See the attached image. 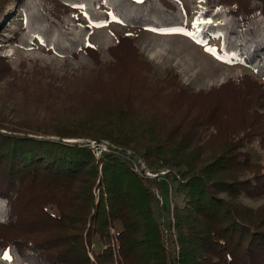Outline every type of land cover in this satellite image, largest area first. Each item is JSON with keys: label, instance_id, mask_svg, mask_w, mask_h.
<instances>
[{"label": "trees", "instance_id": "1", "mask_svg": "<svg viewBox=\"0 0 264 264\" xmlns=\"http://www.w3.org/2000/svg\"><path fill=\"white\" fill-rule=\"evenodd\" d=\"M204 1L199 34L253 73L195 90L129 35L106 62L88 43L113 16L183 27L179 0H0V35L22 13L18 45L96 62L23 75L0 55V264H264V204L242 200L264 194V0Z\"/></svg>", "mask_w": 264, "mask_h": 264}, {"label": "rangeland", "instance_id": "2", "mask_svg": "<svg viewBox=\"0 0 264 264\" xmlns=\"http://www.w3.org/2000/svg\"><path fill=\"white\" fill-rule=\"evenodd\" d=\"M179 1L187 14L183 27L137 29L125 26L111 18L91 24L92 30L88 35V43L99 52V59L106 62L111 59L107 46L113 44L119 35H129L135 39L141 54L154 64V69L159 75L165 74L168 68H171L179 73L183 83L195 90L207 89L227 79L236 80L245 72L253 73L240 59H235L222 52L218 37L214 35L203 37L199 34L198 24L201 19L198 14L207 7L204 0ZM11 12L14 15V10ZM77 15L82 22H86L83 12L80 11ZM197 21L199 23H196ZM23 29L22 13H19L17 17L7 19L2 27L3 35H0V55L16 72L29 75L32 72L41 71L59 76L63 73H90L95 67V60L83 50H80L77 56L73 58L46 50L38 38L34 39V44L30 48L18 45L15 40L20 36ZM172 29H182V31H171ZM68 140L86 141L87 139ZM91 140V144L96 146L101 142H108V140L101 139ZM108 145L110 148L107 150H110L113 145L109 142ZM126 153L134 158L137 167L144 170L147 176L156 175L145 167L137 155H131L128 150ZM164 171L163 169L158 173ZM163 195H159L158 204L163 203L165 206L164 200L166 198V202L171 206L175 197L173 192L169 190L165 197ZM242 200L244 203L256 207L264 204V194L258 198L243 197Z\"/></svg>", "mask_w": 264, "mask_h": 264}, {"label": "built area", "instance_id": "3", "mask_svg": "<svg viewBox=\"0 0 264 264\" xmlns=\"http://www.w3.org/2000/svg\"><path fill=\"white\" fill-rule=\"evenodd\" d=\"M89 141V145L92 147L94 153L97 155L99 152H101V150H107V148H109L110 146L108 145V142H101L100 144H98V146L91 144V139L88 140Z\"/></svg>", "mask_w": 264, "mask_h": 264}, {"label": "snow or ice", "instance_id": "4", "mask_svg": "<svg viewBox=\"0 0 264 264\" xmlns=\"http://www.w3.org/2000/svg\"><path fill=\"white\" fill-rule=\"evenodd\" d=\"M74 6L83 7V5H74ZM113 19H115V16H113ZM196 23H199V21H197ZM97 26H100V25H97ZM171 31H182V29H172ZM4 258H8L6 254Z\"/></svg>", "mask_w": 264, "mask_h": 264}, {"label": "bare ground", "instance_id": "5", "mask_svg": "<svg viewBox=\"0 0 264 264\" xmlns=\"http://www.w3.org/2000/svg\"><path fill=\"white\" fill-rule=\"evenodd\" d=\"M221 74V73H220ZM222 78V77H221Z\"/></svg>", "mask_w": 264, "mask_h": 264}]
</instances>
